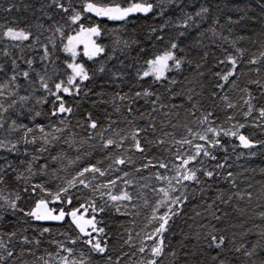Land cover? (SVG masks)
Listing matches in <instances>:
<instances>
[{
    "label": "trees",
    "instance_id": "1",
    "mask_svg": "<svg viewBox=\"0 0 264 264\" xmlns=\"http://www.w3.org/2000/svg\"><path fill=\"white\" fill-rule=\"evenodd\" d=\"M48 2L49 0H0V24L25 29L32 34V38L20 44L19 47H13L14 43L19 44V42L7 39L0 41V64L4 65L6 72L10 75L12 59L17 60L21 69H27V65L21 57L33 59L36 71L42 75L46 71L47 76L51 77L50 86H53L59 80H66L67 74L71 71L67 68V62L71 61V57L62 50L63 44L67 43V40L62 39L55 28L62 27L66 37L69 34L74 35L78 25L70 23L68 20L70 13L60 12L54 6L47 7ZM62 2L67 6L68 0H62ZM122 2L124 6H128L131 0H122ZM151 2L156 3L157 0H151ZM202 6L208 7L210 11L203 17H196L195 12ZM9 7H12L11 12L6 10ZM73 7L80 10L82 8L80 0H74ZM165 8L166 11L162 16L157 15L156 12L148 15L133 13L125 21H112L96 17L90 13L83 14L84 19L80 23L85 26L99 24L103 29L102 35L94 39L97 40V43L105 46L106 51L96 59L89 60L83 55L81 47L78 49L80 55L76 58L77 62L83 63L86 69L90 71V75L93 73L94 75L91 80L86 81L85 85L82 86L91 89L87 96L82 94L80 96L64 97L68 105L74 109L66 126L59 125L56 117L50 118L48 116L51 108L50 103L36 104V98L44 95L42 91L33 90L39 89L38 82L30 85L22 78L18 79L20 88L17 95L10 98L16 100L17 103L15 108L5 113L7 119L5 127L7 128L8 123L15 119L17 123H24L30 127L41 124L48 128L50 124L54 123L58 127H65L66 130L57 133L60 138L53 141L44 153L36 151L39 144H21V151L16 155L0 151V164L10 161L18 172H22L27 176L29 174L26 172V167L28 162L31 161V157L33 155L41 157V159L32 162L33 170L38 172L39 166L46 163L48 169L46 174H37L33 177L31 183H42L46 189L52 192L57 191L59 187L66 186V180L74 176L79 169L89 164H98L99 167L106 170V175L104 177L97 175L96 179L92 181L93 184L117 179V185L113 188L114 194L119 192L121 188H127L133 194L134 199L127 207H121V212L124 214H120L115 212L114 207L109 206L110 201L106 203V198L101 199L98 192L93 194L90 189L81 186L70 190L69 195L72 196V204H49L50 208L60 209L63 207L66 212L79 208L83 204L88 211L84 213V208H80V213H84L87 218L94 215L92 208L89 206L91 201H95L97 208L104 206V212L95 213L97 221L100 222L98 227H104L106 232V236L102 234L100 238L108 241L109 251L104 256L92 253L89 246L82 242L75 245L68 242L70 238L75 239L79 234L73 228L67 216L61 223L46 224L35 222L31 218L25 217L23 213L18 212L12 223L0 222V227L4 231H17L18 233V237L14 238L9 245L15 256L6 258L0 264H43L38 258L43 256L48 259V253H55L58 250L57 242L74 248L77 256L83 252L85 259L91 257L89 264H110L107 256L112 257L111 264H116V261H119V264H139L142 259L150 258V249L156 243V240L148 239V235H155L153 229L159 223V221L152 220L158 199V195L153 191V188L160 186L153 174L156 171L164 172L165 170L148 168L146 171H135L144 161L140 158V153L125 151L131 143L130 140L125 141L123 148L104 149L102 147L103 140L99 134L90 139L88 133L91 130L81 127L77 123V121H83L86 112H91L93 118L99 121L101 127L98 131L103 132L104 138L117 140L119 137L114 135V131L126 135L132 130L133 126H146L147 119H140L138 114L129 116L126 107L122 106L120 112H116L112 104L101 102L110 101L116 92L131 95L135 91L150 88L151 91L160 95L167 107L153 113L157 127L159 129L163 124L164 130L174 133L177 138L185 134V125L193 128L197 127L193 122L200 116V112H197L196 116H190L191 103L186 99L188 95H192L193 102L198 104L201 111H211L215 114V117H218L216 120L218 125L227 128L232 123L240 121L248 125L241 129L244 134L253 140H264V130L259 127H252L251 125L255 121L251 118L248 121L243 119L242 113L247 107L243 104V99L247 97L241 91L243 88H249L258 95L255 85L249 84L250 79L258 78L255 72L250 71L251 68H261L259 78L264 79V62L260 65H249L247 63L248 59L254 58V54L259 55L260 51H264V0H182L178 6L165 4ZM185 13L194 17L192 21H188L189 26L187 28L178 26L186 19ZM49 15L52 19H48ZM229 18L234 23H229ZM235 21L239 22L235 23ZM210 28L215 30L216 36H213L212 32L209 31ZM152 29H156V31L153 32ZM181 32H184L185 35L180 36ZM37 36H39L38 43L35 40ZM158 37H163V39H158ZM221 37H226L227 40ZM117 39L121 41L120 44L115 43ZM50 41L55 43V49H53V43ZM124 41L128 42V47L124 46ZM173 42L179 46L177 50L173 51L185 63L180 71L173 69L166 75L175 79L177 83L171 85L167 80L153 82L150 77L137 80V72L142 73L147 69L145 62L161 55L169 49L170 44ZM232 42H235V48L232 46ZM41 45L48 47L51 53L50 59L41 60L43 55ZM236 48L243 50L237 69L238 75L231 78L235 80L236 86L233 87L229 83L225 85L223 90L216 88L215 85L223 83V81H219L215 73L226 71L228 67H231V65H220L219 60L224 59L229 54L239 57L241 54L236 52ZM113 49H116V51L113 52ZM4 51H7L9 55H3ZM205 53H207L206 59L204 58ZM109 55L114 58L108 60ZM101 63L106 68L104 73L98 72ZM197 64L202 66L197 68ZM113 72L123 73V81L111 82ZM5 80H7V75L0 73V83ZM32 80L37 81L35 73H32ZM169 88L172 89V93H182L183 95L172 99L171 93L168 91ZM213 93L216 94L215 97H213ZM19 96H30L31 99L26 103L20 102ZM223 96H227L229 102L235 104L236 108H227L225 101L221 99ZM51 99L49 97L50 101ZM8 102L7 100L4 101L6 106ZM138 104L143 106L141 111L146 116L151 112V105L146 104L144 100H139ZM174 105L176 107H173ZM261 105H264V99L259 101L258 106ZM29 110H31V113ZM35 111H41L42 115L33 120L32 113ZM165 112L170 114L165 116ZM230 115H234L236 120L226 123V117ZM126 117L133 120L135 125L128 124ZM110 120L115 121V123L107 132H104V129L108 128ZM169 121L175 124L176 127H171ZM19 135L20 133L10 134L7 131L0 130V139H17ZM157 135H160L159 131ZM194 142L202 143L198 140ZM222 142L227 151L215 149L213 151H215L220 162H225L226 158V167L217 171L224 175L231 172L233 176L230 180H219L203 196L197 191L195 193L196 198L190 200V203L184 207L181 216L175 217L174 222L170 221L169 231L164 233L165 255L160 258L158 264H183L184 253L187 248L182 247V243L187 246L195 243L192 239L184 240L183 233L195 235L201 224L215 223L217 227L226 228L225 234L229 238L232 237L233 233L236 234L237 244L245 243L250 247L251 242L257 239L255 235L243 236V233L248 229L258 231L255 226L264 224L258 215L260 212H264V146L244 150L241 147H233L239 144V141L234 138L222 137ZM25 147L29 150L28 156L22 154ZM185 147L187 149V146ZM187 150L192 151V149ZM174 151L175 149L172 150L173 153ZM250 152L255 153V155H249ZM121 154H124L125 157L130 156L133 163L127 166L112 165V168L109 169L108 166L112 162V157ZM148 155L153 158L159 157L168 162L170 166L175 160V156L170 152H166L164 146H150ZM53 156H58L59 159L53 162L51 159ZM21 161H24V163H21ZM208 163L211 165L216 162L209 161ZM123 172L129 173V176L124 179H131L133 181L132 187L124 185L122 180L118 179ZM15 174L12 173L13 176ZM168 174L173 175L174 172ZM91 175V173L88 174L89 178H91ZM233 180L235 181L234 187L231 183ZM23 186L24 181L17 183L9 177L8 183L3 187L11 191L14 188L21 189ZM192 187L196 186L189 187L190 194ZM218 191L223 193L225 199L231 197L228 204L217 202L216 206L220 209L217 214L228 213L222 223L211 220L210 213L206 211V202H211ZM248 193L252 194L251 200L248 198ZM7 194L6 191L5 195ZM21 196L23 199L20 201V206L26 210H30L41 197L51 199V197L40 192L39 189L35 194L21 191ZM241 196H243V199L240 198ZM123 203L127 204V202ZM194 208L195 211H199L203 215L195 217ZM164 211V208H160L156 215ZM190 217H195V219H190ZM10 219H12L11 216L6 214L5 221ZM189 225H192V227L189 228ZM45 227L51 229V231L41 236L40 232ZM20 236H27L30 240L39 239L40 244L39 246L36 244H21L19 243ZM129 236H131V240L129 243H125L126 240H129ZM82 239H87V237ZM141 244L145 247L144 253L137 251ZM172 252H175L176 256L171 255ZM61 255H64V253H61ZM229 255L232 254L229 253ZM261 255L264 256V253H261ZM241 259L246 258L241 257ZM51 264H56V260H52Z\"/></svg>",
    "mask_w": 264,
    "mask_h": 264
},
{
    "label": "snow or ice",
    "instance_id": "2",
    "mask_svg": "<svg viewBox=\"0 0 264 264\" xmlns=\"http://www.w3.org/2000/svg\"><path fill=\"white\" fill-rule=\"evenodd\" d=\"M82 3V8L77 10L73 7L74 0H68L67 6L62 0H49L47 7H55L60 12L70 13L68 20L73 25H78L75 30V34H69L65 37L62 27H56L55 31L60 34L62 39H66L67 43L63 44L62 50L71 56V61L67 62V68L70 69V73L67 74L66 80H59L55 82L53 86H50L51 77L45 74H40L34 68L33 59H24L21 57L23 62L27 65V69H21L20 64L16 59L11 60V74L8 75L3 64H0V73H5L7 75V80L0 83V130L7 131L8 133H20L17 139H0V151L7 152L12 155H16L21 151V144L23 145H37L36 151L44 153L48 150V146L52 144L53 141L58 140L60 137L57 133H62L66 130L65 127H58L56 124H50L48 128L41 124H35L30 127L24 123H17L15 119H12L8 123L7 128L5 127L7 119L5 118V113H8L10 109L15 108L17 101L11 100V97H15L20 88L18 79L22 78L27 81L30 85L38 82L39 89H33L34 91H42L44 95L36 98V104H51L48 116L56 117L59 125H67L68 118L73 114V107L69 106L67 101L64 99L65 96H87L91 89L82 87L85 85L86 81L93 78L90 75V71L86 69L83 63L77 62L76 58L80 55L78 49L83 46V55L89 60L96 59L105 53V46L97 43L96 37L102 35L103 29L99 24H92L85 26L80 23L84 19V13H90L99 18H106L112 21H125L129 15L133 13H142L148 15L149 13L156 12L157 15H163L166 11L165 4L167 5H179L182 0H157L156 3L151 2V0H131L128 6H124L122 0H80ZM11 12L12 7L6 9ZM158 10V11H157ZM208 7H201L195 12L196 17H203L209 12ZM47 15V14H46ZM186 19L180 27L187 28L189 26L188 21H192L194 17L191 14L185 13ZM48 19H52L49 15ZM239 21H235L238 23ZM229 23H234V21L229 18ZM163 30V29H161ZM153 32L156 29H152ZM213 36H216L214 29H209ZM185 33L181 32L180 36H184ZM32 38L31 32L21 29L18 27H10L0 24V41L7 39L13 42H19V44H13V47H19L25 41H29ZM227 40L226 37H221ZM158 39H163V37H158ZM241 39H243L241 37ZM36 42H39V36L35 37ZM52 42V41H50ZM53 43V49H55V43ZM116 44H120V40L115 41ZM125 47H128V42H123ZM232 46L235 48V42H232ZM178 44L173 42L170 44L168 50L163 52L161 55L155 56L153 59L147 60V69L142 73L137 72V80H144L147 77H152L153 82H161L167 80L169 84L175 85L177 81L175 79L169 78L166 73L172 71H180L182 65L185 63L180 57L176 55L173 50L178 49ZM43 50V55L41 60L50 59L51 53L46 45H41ZM116 49H113L115 52ZM236 52L241 55H226L224 59L219 60L220 65H231L226 71H221L215 73L219 81L223 83H217L216 88L221 90L224 89L226 84L231 83L233 87L236 86L235 80L231 78L238 75L237 69L239 67V60L242 58L243 50L236 48ZM3 55L8 56L7 51L3 52ZM112 55L107 57L108 60L113 59ZM204 58H207V53H205ZM264 62V51H260L259 55L254 54V58L248 59L247 63L249 65H260ZM122 63V62H121ZM189 63H191L189 61ZM202 65L197 64V68ZM106 68L103 63H101L98 68L99 73H104ZM250 71L255 72L258 78L250 79L249 84L255 85L258 90V95H256L249 88L241 89L245 93L246 99H243V104L246 105V110L243 111L242 116L245 121L251 118L255 123L252 127H259L264 130V105L258 106L259 101L264 99V79L259 78L261 73V68H251ZM32 73L36 74L37 81L32 80ZM202 75V73H201ZM124 74L113 72L111 74V82H116L117 80L123 81ZM119 87V85H117ZM171 93V98L175 99L177 96H182V93H172V89H168ZM63 94V95H62ZM213 93V97H215ZM51 97V101L49 100ZM153 98V99H149ZM30 96H19L20 102H27L30 100ZM144 100L146 104L151 105V112L145 115L142 109V105L138 104L139 100ZM189 103H191V109L189 110L190 116H196L197 112H200V116L196 118L193 122L197 127H189L185 125V134L181 135L179 138L172 133L164 130V125L157 127L155 116L153 113L160 111L167 107L161 96L150 90V88H144L143 91H135L131 95L129 93L116 92L110 101H101L102 103H110L114 107L116 112H120L121 107L127 108L129 116L133 114H138L140 119H147L148 123L144 127L133 126L132 130L126 135H121L120 132H115L114 135L119 137V139L114 138H104L103 132H99L101 125L99 121L93 118L91 112H86L83 121H77V123L86 129H90L88 136L89 138H94L95 135L99 134L103 140L102 147L104 149L116 148L120 149L124 147L125 141L130 140L131 143L128 145L126 152H138L141 154V159L144 161L139 167L135 169L137 172L146 171L148 168L163 169L164 172L156 171L153 175L155 180L159 182L160 186L153 188V191L157 193L158 199L156 202L155 210L153 212L152 220L159 221L158 226L153 229L155 235L149 234L148 239L156 240V243L150 249V258L142 259L139 264H158V261L162 256L165 255V238L164 233L169 231L170 221L174 222L175 217L181 216L184 211V207L190 203V200L195 199V193L199 191L200 195L211 189L213 185L217 184L219 180H230L233 176L231 172H227L226 175L217 171L218 169H225V162H220L215 150L227 151L222 142V137L234 138L239 141L238 145L233 147H243L245 149H253L264 146V140H253L248 135L244 134L241 129H244L248 125L246 123H241L236 121L232 123L230 127L225 128L223 125H218L215 114L211 111L203 112L199 108L196 102H193V96L188 95L186 97ZM226 103L227 108L234 109L236 105L229 102L227 96L221 97ZM9 101L7 106L4 101ZM119 102V103H118ZM135 105V107H134ZM173 107H176L175 105ZM31 113V110H29ZM170 113L165 112L164 115L168 116ZM42 115L41 111H35L32 113V119L40 117ZM127 123L130 125H135V122L131 119H127ZM236 120L234 115L226 117V123L229 121ZM115 121H109L108 128L104 129L107 132L111 128ZM171 127L175 128L176 125L172 124L171 121L168 122ZM50 129V130H49ZM158 131L160 135H157ZM39 133V135H37ZM151 137V138H150ZM201 141L202 143H195L194 141ZM70 146H72L70 144ZM151 147L164 146L166 152H170L175 156V160L172 162L171 166L168 162L160 159L159 157H150L148 152ZM192 149L189 151L186 149ZM175 149L174 153L172 150ZM23 155L28 156L29 150L27 147L23 149ZM249 155H255V153H249ZM41 159L33 155L31 161L28 162L26 167V172L29 174L27 176L22 172H18L16 167L12 162L6 161L4 164H0V222L12 223V220L16 218V213H23L25 217L31 218L33 221H58L62 222L66 216L71 218L72 225L78 230L79 236L75 239H69V243L75 245L78 242H82L88 245L91 252L104 256L108 251V241L107 239H101V235L106 236L105 228L98 227L100 223L96 219L95 213H100L105 211L104 206L97 208L95 201L90 202V207L92 208V215L90 218L85 219L84 213H87L88 209L81 204L79 208L65 211L63 207L60 209L50 208L49 204L61 203V204H72V196L69 195L70 190L83 187L85 189H90L93 194L99 193L101 199L106 198V203L111 202L110 207L115 208L116 213L124 214L121 212V207H127L130 205L134 199L133 194L127 190V188H121V190L114 194L113 188L117 185V179H111L107 182H102L98 184H93L92 181L96 179L97 175L99 177H104L106 175V170L98 166V164H89L81 169H79L74 176L66 180V186L59 187L57 191L52 192L44 187L42 183H31L33 177L37 174H46L48 169V164H42L39 166V170H33L32 162ZM52 161L55 162L59 159L58 156H53ZM209 161H214L216 163L209 164ZM24 163V161H21ZM133 163L130 156L125 157L124 154L112 157V162L108 166L109 169L112 165H131ZM192 165V166H189ZM10 170V171H9ZM169 172H174L173 175H169ZM12 173H16L14 176ZM91 173V178L88 174ZM128 172H123L122 176L118 179L122 180L124 185L128 187L133 186V181L131 179H124L128 177ZM15 182L24 181V186L21 189H12L8 191L5 186L8 183V179ZM233 187L235 186V181H231ZM192 187L191 194L189 193V187ZM37 189L44 193L45 196L51 197V199H45L41 197L38 199L34 206L30 210H26L24 207L20 206V201L23 199L21 196V191L24 193L35 194ZM8 192L5 195V192ZM178 193V194H177ZM243 199V196L240 197ZM248 198L251 200L252 194L248 193ZM231 197L225 196L222 192L218 191L211 202H206V211L210 213L211 220L217 223H222L228 213L225 212L223 215H218L217 213L220 209L216 206L219 201L222 204H228ZM123 202H127L124 204ZM80 208H84V213H80ZM160 208H164L165 211L159 215ZM195 217H201L203 214L199 211H195ZM78 213H80L78 215ZM11 216L12 219L5 221V215ZM259 219L264 222V212H260ZM195 217H190V219H195ZM192 225H189L191 228ZM258 231H253V229H248L243 233V236L255 235L257 239L251 242V246H247L245 243L237 244L235 239V233L229 238L225 233L227 231L224 227H217L215 223L201 224L195 235H190L189 233H183V239H192L195 241L191 246L184 245L182 247L187 248L184 253L183 264H264V224L255 226ZM90 229V230H89ZM51 229L45 227L41 230L40 235L43 236L45 233H50ZM95 233V235H93ZM18 237L17 231H4L0 227V262L6 260V258H12L15 256L13 249L9 246L14 238ZM87 237V239H82ZM243 238V237H242ZM126 240L125 243H129ZM19 243L21 244H36L39 246V239H29L27 236H20ZM57 251L55 253H48V259L43 256L39 257L38 260L42 261L43 264H51L52 260H56V264H89L91 257L88 259L84 258V253L81 252L77 256L76 250L74 248L67 247L63 243L57 242ZM139 253L145 252V247L143 244L137 249ZM64 253V255H61ZM229 253L232 255L230 256ZM6 254V255H5ZM171 255L176 256L175 252ZM241 257L246 259H241ZM107 260L112 261L111 256H107ZM119 264V261H116Z\"/></svg>",
    "mask_w": 264,
    "mask_h": 264
},
{
    "label": "water",
    "instance_id": "3",
    "mask_svg": "<svg viewBox=\"0 0 264 264\" xmlns=\"http://www.w3.org/2000/svg\"><path fill=\"white\" fill-rule=\"evenodd\" d=\"M242 149H244V150H247V149H245V148H243V147H241ZM68 217V216H67ZM65 219V218H64ZM68 219L71 221V218L70 217H68ZM85 219H87V218H85ZM35 222H39V223H46V224H58V223H61V222H58V221H35ZM72 224V223H71ZM73 226V228L75 229V226L74 225H72ZM76 230V232L79 234V232H78V230L77 229H75ZM90 230V229H89ZM80 235V234H79Z\"/></svg>",
    "mask_w": 264,
    "mask_h": 264
},
{
    "label": "rangeland",
    "instance_id": "4",
    "mask_svg": "<svg viewBox=\"0 0 264 264\" xmlns=\"http://www.w3.org/2000/svg\"><path fill=\"white\" fill-rule=\"evenodd\" d=\"M82 48H83V46H81V51L83 52V50H82ZM71 57V56H70ZM72 59V58H71ZM151 79H153L152 77H150ZM87 218V217H86Z\"/></svg>",
    "mask_w": 264,
    "mask_h": 264
}]
</instances>
